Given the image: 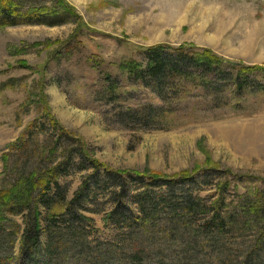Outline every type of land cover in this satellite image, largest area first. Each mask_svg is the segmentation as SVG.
Instances as JSON below:
<instances>
[{"label": "rangeland", "instance_id": "obj_1", "mask_svg": "<svg viewBox=\"0 0 264 264\" xmlns=\"http://www.w3.org/2000/svg\"><path fill=\"white\" fill-rule=\"evenodd\" d=\"M20 1L26 6L56 2ZM64 2L74 10L70 16L65 14L68 22L0 28V82L15 79L0 88V186L1 156L11 149L29 124L42 120L45 104L51 115L84 143L89 158L103 164L104 169L122 173L130 186V194L144 189L136 182L138 173L147 177L159 175L177 183L184 180L183 176L198 171L192 177L195 182L175 185L181 193L186 187L192 190L193 197L207 201L217 198L215 185L219 179L227 177L230 185L223 197L230 208L246 197L254 198L256 190L264 188L263 73L251 75L249 80L253 82L241 91L226 85L218 89V82L212 85L216 89L212 87L211 92L185 84V89L173 99V105L167 106L150 89L130 81L116 70V64L126 58H140L136 47L157 44L192 45L208 49L232 63L264 67V0ZM75 20L78 24L83 22V26L75 24ZM78 29L79 42L71 41ZM57 48L68 49L62 51L64 55L72 50L73 55L57 57ZM100 60L121 81L122 95L116 103L99 99L102 82L93 64ZM144 104L159 108L160 117L151 125L124 119L117 109L125 111ZM225 171L227 174L223 175ZM89 172H70L62 178L68 185V199ZM206 174H211L209 183L201 180ZM147 177L143 180L146 184ZM97 178L104 188L84 203L83 214L92 219L86 227L89 248L86 244L84 252L88 254L81 262L73 258L74 255L70 256L67 260L70 264L94 263L98 249L105 246L114 250L119 236L127 232L107 220L113 206L111 194L118 193L119 189L107 185L103 169ZM89 181L92 183V178ZM121 197L127 202V196L126 199ZM255 233L252 225V229H247L236 241L227 240L229 251L238 253L236 258L242 259ZM226 239L224 237V241ZM154 240L157 247H150L144 239L134 243L143 247L149 260H159L162 256L163 264L185 261L184 253L178 251L184 244L155 236ZM129 245V242L124 244ZM210 251L212 248L197 253L203 264H216ZM110 264L119 263L112 260Z\"/></svg>", "mask_w": 264, "mask_h": 264}, {"label": "trees", "instance_id": "obj_2", "mask_svg": "<svg viewBox=\"0 0 264 264\" xmlns=\"http://www.w3.org/2000/svg\"><path fill=\"white\" fill-rule=\"evenodd\" d=\"M72 13L74 10L64 0L27 6L20 0H0V28L20 24L60 25L68 22L65 14L70 16ZM79 29L72 34L71 41L79 42ZM135 49L141 59L126 58L116 64V70L130 81L150 89L167 106L173 105V99L185 89V84L211 92L212 87L216 89L212 85L218 82V89L226 85L241 91L253 82L249 80L251 75L264 74L263 66L232 63L208 49L192 45L157 44ZM60 50L56 52L57 57L73 55L72 50L69 55H64L68 49ZM94 63L102 82L99 99L110 103L120 101L122 84L119 77L104 65L103 60ZM14 80L1 81L0 88ZM42 109V120L29 124L11 149L1 156L0 264H70L67 260L72 255L81 262L88 254L84 252L89 248L86 227L92 220L83 214L84 203L104 188L97 178L102 169L109 182L107 185L119 189L118 193L111 194L113 206L107 220L127 232L119 236L114 250L105 246L98 249L96 261L91 264H110L112 260L119 264H163L164 257L149 260L143 247L136 244L144 239L150 247H157L154 236L184 244L185 247L178 251L183 252L186 259L177 261L179 264H203L198 254L202 249L211 248L209 254L216 259V264H264V188L257 189L254 198L246 197L230 208L223 197L230 185L227 177L219 179L215 185L217 198L205 201L193 197L192 190H186V187L181 193L175 185L195 182L192 177L198 171L183 176L184 180L177 183L159 175L147 177L138 173L136 182L144 189L130 194V186L122 173L104 169L103 164L89 158L84 143L70 134L45 104ZM117 109L122 118L148 125L160 117L159 108L151 104L125 111L120 107ZM86 170L91 172L84 176L81 185L68 199V185L62 178L70 172ZM145 177L149 178L147 184L143 181ZM201 180L209 183L211 174L204 175ZM121 196L128 197L127 202ZM252 225L256 233L239 260L236 258L238 253L230 252L226 242L236 241L247 229H252ZM141 233L153 236L146 237ZM224 237H227L226 241ZM125 242L130 245L124 246Z\"/></svg>", "mask_w": 264, "mask_h": 264}]
</instances>
